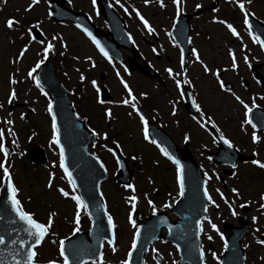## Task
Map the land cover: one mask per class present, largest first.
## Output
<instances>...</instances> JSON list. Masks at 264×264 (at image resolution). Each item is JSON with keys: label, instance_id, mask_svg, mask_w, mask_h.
<instances>
[{"label": "rangeland", "instance_id": "1", "mask_svg": "<svg viewBox=\"0 0 264 264\" xmlns=\"http://www.w3.org/2000/svg\"><path fill=\"white\" fill-rule=\"evenodd\" d=\"M242 1H245L246 8L254 11L257 17H261V19L264 20V0H251L250 3L248 0ZM29 2L30 0H5L0 3V82L2 83V92L0 93V131L4 132L5 141L14 147V151L8 159L0 156V160H6V164L9 166L12 175V180L15 186L19 189L18 198L25 210L34 213V218L41 223H47L49 213H55L54 222L49 233L40 247L36 250V261L47 262L50 259L60 261V257L57 255L58 242L61 238L67 236L74 227L72 217L75 211V204L70 198L61 197L56 191L58 187L68 191V187L60 177L59 170L55 168L54 163L56 159L54 153L49 152V148L52 150L53 145H51V147L49 143L51 139L50 120L45 110V105L47 104L48 99L39 93V91L33 86L32 80L28 78L26 74L27 70L34 67L35 62L41 58V55H38V53L42 54L44 45L51 42V22L47 16L48 10L46 0H40L38 5L34 6L30 11L25 12L24 9ZM229 5L231 6V4ZM226 9H228L227 12H235V14L241 18V15L237 12L234 5L231 6L230 9L229 6H225V3H222L220 8V17H229L225 15L226 12L224 11ZM88 10L90 11V8H88ZM145 10L147 13H152L154 15L153 23L155 26L157 25L156 21L162 23V25L169 24L168 20L170 19H167V17L162 14L161 9L156 7V5H152ZM9 18L19 21V23L12 29H8L5 26V22ZM199 21L195 22V27L197 30L202 31L200 28L201 26L198 24ZM237 24H235V27H237ZM32 26H36L41 30L44 40L35 41L28 36L26 29H29ZM156 27L160 29V26ZM202 27L205 31H203L201 35L194 32V42L199 47L202 56L205 57L209 63L214 64L215 62L216 66L222 65V63H227V47L233 45L236 46L238 50L239 46L237 42L242 41L243 39L248 45H250L247 40L249 39V36L245 34V31L239 30V38H235L231 37L227 29L223 28L221 24L203 22ZM64 33L70 42L71 52H73V56L76 60L68 62L66 65H59L58 75L66 85L78 88L80 82L78 79V73L75 69H79L78 71L84 70L85 74L86 69H90L87 67L89 64L83 62L81 58L89 50L78 37V34L76 36V32L67 30ZM134 33L138 35L136 30H134ZM79 40L81 41L76 44L75 42ZM25 45H28V50L25 55L17 63H13L12 61L18 55L19 49ZM91 51L92 50H90V52ZM90 71L93 72L94 78L98 80V68H95L94 70L90 69ZM261 72L264 75L263 66ZM198 74L201 76L199 85L202 87L204 86V90H200V94L203 97L204 107L216 113L217 118L222 122L225 129L229 134L233 135L238 143L245 144L248 142L247 138L239 132L234 124V121H238L239 119V112L237 110H240L241 112V107H239L237 102H235L229 95L216 89L213 77L205 75L202 70H200ZM9 76H12L18 81L15 86L9 85ZM244 79L252 84L254 91L261 92L260 88L252 83L249 72L246 71ZM111 81L117 85L113 78H107L109 84ZM132 82L134 85L137 81L132 79ZM12 87L15 88L17 94L16 100L20 104L17 105L18 107L15 106L9 111L7 93ZM85 89L91 94L92 90L88 85L83 86V88L80 87L79 92L82 94ZM236 89L239 90L237 93L238 96H241L243 100L249 98L248 94H245V89L239 84H237ZM144 91L147 96L148 90L146 85H144ZM143 104L145 107L149 108L147 98L144 100ZM96 107L97 105L94 103L93 98H89V102L88 100L83 99V102H81L80 105V108L90 117L92 122L98 124L96 125V128L99 131V135L100 133L102 135L106 134L107 139H103L104 144L119 140L125 151L128 153H130V148L134 147V152L141 155V158L145 160L146 165L148 163L147 160L152 162L153 156L155 159H158V164L163 163V165H167L163 160L157 158L154 149L145 145L142 140L140 141L138 134L139 126L134 120L129 118L130 115H128L126 111L117 110L115 112L117 121H112L110 126H105L106 123L103 120L101 111L100 109L98 111ZM9 113H11V116H9ZM21 114H24V119H21ZM6 119L13 120L11 128L15 133V136L8 134L7 129L9 126L4 123ZM33 145L41 146V148L44 149L48 160L46 165H33L26 158L25 152ZM100 146L101 147H99L97 151L103 156L107 166L112 168V156L107 150L108 144ZM147 171L150 174L154 173V171H150L149 169H147ZM49 173L53 174L51 188L46 187ZM156 173L159 181H163L162 177L165 178L170 189H174L173 172L171 168L167 166H159ZM252 173V170L247 169L243 173L250 178V183H254L252 179L256 178L254 173ZM0 175H2V173H0ZM259 186H263L262 181H260ZM149 188L150 186L147 187V191H150ZM104 191L110 200V209L113 212L112 215L118 222L120 239L115 245V252H112L111 249H106L103 264H120V261L125 259L124 255L129 245L128 242L130 241L129 237L131 234L129 226H125L124 222L128 207L123 206L121 198L122 192L116 189V187L109 181L105 183ZM128 195L129 193L127 196ZM80 226L83 227L81 224ZM209 236H211V234L206 231L203 239L205 245L204 256L205 259L207 258L209 264H216L212 252L216 251L217 254L219 253V242L217 239L209 240ZM171 253L174 254V252H167V264H173V259L174 261L176 260V257Z\"/></svg>", "mask_w": 264, "mask_h": 264}, {"label": "snow or ice", "instance_id": "2", "mask_svg": "<svg viewBox=\"0 0 264 264\" xmlns=\"http://www.w3.org/2000/svg\"><path fill=\"white\" fill-rule=\"evenodd\" d=\"M2 2H3V0H0V3H2ZM91 2H92L93 9H95L96 4H97V0H91ZM143 2L145 5H148L150 3V0H143ZM232 2L235 3L236 6L239 8L240 12L244 14L243 24L247 28L249 26V23H250L249 16L251 15V13L247 12V9L245 7V3L242 2V0H232ZM248 2L250 3L251 0H248ZM39 3H40V0H30V2L25 7L24 11L25 12L30 11L31 9H33L34 6L38 5ZM69 3H71V0H69ZM116 3L119 4L120 0H116ZM157 3H159V6L161 8L165 7L162 0H157ZM183 3H184V0H172V4L176 6V15L177 16L180 14V12L182 10L181 5ZM120 6L123 7V5H120ZM201 6L202 5L199 3H197L195 5V7L197 9L201 8ZM109 7H111V5H109ZM124 10L127 13L128 9L125 8ZM131 11L133 13H135L136 17L139 19L140 23L143 25V27L147 30L148 33L151 34L154 32V29L150 26L149 22L144 18L143 15H141V13L136 8H132ZM213 11H215V9H213ZM48 15L51 16L52 13L49 12ZM175 22L176 21L173 20V23H175ZM18 23H19V21L12 19V18H9L8 20H6L5 26L8 29H12ZM213 23H218V24L223 25L227 29V31L231 34V36L239 38V33L237 32L236 28L231 23H227L225 20L217 19L216 17H213ZM34 27L35 26H32L31 28L26 29L28 36L33 40H34V37L32 35V32H33ZM76 27L80 28L81 26L79 24H77ZM81 30L84 32L85 36H87V38L91 41V43L98 49L100 54L103 55L105 59H108L109 63H111L112 61L109 58L108 52L101 45V42L96 39V37L92 34V32H90L87 28H83ZM166 34L169 36L172 35L171 32H167ZM248 34H249V36H251L252 42L258 44L259 47L261 48V50H264V40H262L259 36L253 35L251 31H249ZM128 38H129V40L132 39L131 36H129ZM51 39L53 41H55V40H57V37L53 36ZM189 42H191V41H189ZM60 44L62 47L66 46L65 42L62 39L60 40ZM53 47L54 46L51 42L45 44L43 47V50H42V54L38 53V55H41V58L35 62L34 67L27 70V77L30 78L35 83V86L40 90L41 94L44 95L45 97H47V92H45V90L41 84L40 79H38L36 77V75H34V74L44 64L45 58H47L49 52L53 49ZM27 50H28V45H25L24 47L20 48L18 55L14 58V60L12 62L17 63L25 55ZM153 51L155 52V49H153ZM191 54L193 57L196 58V60L198 62H200L198 52L195 48L192 49ZM228 56L231 58V68L233 71H235L237 69V61H236V57H235V55L231 49L228 50ZM74 59H75V57H74ZM86 59L91 60L90 57H86ZM244 63L245 64L249 63L247 56L244 57ZM183 64H184V57H183V52H181V72L182 73L186 71V69L183 68ZM92 66L94 67L95 65L93 64ZM165 71L168 73L170 78H173L175 80V86H176L177 90H179L181 88L182 84H181L180 80L175 79L176 74L173 73V71L171 69H165ZM203 71L205 73H210L213 77H215L217 79V82L219 83L221 90L231 91L230 89H227L225 87V85L222 81H220L218 72L212 71L206 65L203 67ZM117 77L119 78V73H117ZM79 79L81 82H83L86 79V77L84 76V74H80ZM8 83L11 86H15L18 83V81L15 78H13L12 76H9ZM120 84L123 86V89H124L126 96H127V98L123 99L120 103L123 105L131 107V112L129 113V115L134 114L135 117L139 118V123L141 125V132L143 134V139L145 141L155 145L160 150L161 154L163 156H165L169 161H171L172 164L175 165V183L177 186L175 199H179L180 197H183L186 193L187 181H186L185 175L183 173V169H182V165H181L180 161L175 159L174 156L172 154H170L169 151H167L164 147H161V145L159 143H157V141L155 139H150L147 121H146L144 115L142 114V112L138 109V106L136 103V96L133 94L131 88L123 79H120ZM183 84L188 85V84H190V81L187 78H185L183 80ZM91 86L97 93L96 102L98 104H104L105 101L99 95L101 89L95 80L91 81ZM181 95H183V93H181ZM16 96H17V94L15 91V88L14 87L10 88V90L7 93V101L9 103H11L12 101H14L16 99ZM141 96H146V94L141 93ZM234 98L243 108L244 119L242 122V127L244 125H251L253 128H255L256 125L253 123L252 119L249 118V114L253 111V109H255L257 107L255 102L253 101L251 106H250L248 103H245V101L243 99H241L239 96H234ZM192 107L196 110L197 113L201 114V119L203 120L204 117H203V114L201 112V109L197 105V103L194 99L192 101ZM45 110H46L48 116L50 117L51 139H50L49 143L51 145H54L55 148L59 149V167L62 170L63 176L67 181L68 188L74 191L77 189V181L73 178V173L70 172L68 167H66V165H65V149H64V147L61 146L60 127L58 124L57 115L54 113V104H53L52 99L47 100V105H46ZM33 111H34V109H33ZM172 114L173 115L175 114V105H173V113ZM72 115H75V113H72ZM9 116H11V113H9ZM104 116L107 119H111L112 118L111 111L106 108L104 111ZM21 119H24V114H21ZM193 119H195V117H193ZM207 119L211 123V127L213 129H215L217 133H220V129L217 127V125L214 122H211V118H207ZM4 123L9 126L7 129L8 134L11 136H15V133L12 131V128H11V125H13V120L12 119H6L4 121ZM198 123H199L200 128H202V129L206 128L205 123H200L199 121H198ZM91 135L97 136L98 134L95 131H92ZM101 138L106 140L107 139L106 134L102 135ZM184 139L187 141L189 139V137L187 135H185ZM218 139L220 141H222V143L225 146H227V148H229V149L233 148V144L222 133L218 136ZM260 139L261 138H260V136L257 135L256 131H253L251 134L252 143L256 144L260 141ZM216 140H217V137H213V142H216ZM4 141H5L4 132L0 131V154H4V156L6 158L8 155V149L5 147ZM113 143H115V141ZM108 151L110 153H112L114 156L116 155V153L113 152V150L111 148H109ZM253 155H257V153H253ZM92 158L96 161V163L100 166L101 169H104L105 166L99 160V158H97L95 155H93ZM132 159H136V157H132ZM119 163H120L119 160H117L118 165H119ZM251 164L262 169V170H264V162H261L257 159H252ZM235 167H236V165L232 164V168H235ZM0 173H2V175H0V187L6 189L5 204L10 208L11 213L14 214L15 220L18 221L22 225V232L27 237V239L20 238L16 241H10L11 244H18V251L16 253V257H18V258L14 257V264H36V257H37L36 248L42 244L45 237L49 233V231L53 225V222H54L55 213L52 212V213L48 214L47 223L38 222L34 218V213L25 210L20 199L18 198L19 189L15 186V184L12 180V175H11V172L9 170V166H7V164H6V160H0ZM52 179H53V174L49 173V177H48L46 187H48V188L52 187ZM204 179L206 182L207 180L211 179V177H209L208 174L205 173ZM125 187L128 190H130L131 192H133V193L135 192V187L133 184H131V183L126 184ZM56 191L59 193V195L61 197L70 198L74 202L75 211H74V214L72 217V223H73L74 227L72 228V233H77L80 230L81 214L82 213H88L90 206L88 203L85 202V200L80 195L70 194L69 191H65L63 188H60V187H58L56 189ZM99 191H100V189H99V187H97V192H99ZM231 191L234 195H239L238 190L236 188H233ZM203 198L208 202V204L215 205V202L212 200V198L209 195L206 188L203 189ZM221 198L223 199L222 195H221ZM100 200L101 201L104 200V197L102 194L100 195ZM136 200H137V197L135 195H130V196L126 197V203L131 205V208L128 212V217H127L128 224L131 225V227L134 230L133 234H132L131 245L129 247L127 257H131L133 254V250L137 248V241H138V238L140 237V234H141V229L139 227H137L136 221L134 219V214H133L135 207H136ZM259 200H260L259 207L261 209H264V193L260 194ZM147 202H148V205L152 208L153 214H155L157 209L153 205V202L151 200H148ZM173 202H175V200H173ZM225 203H227V201H225ZM170 206L171 205L169 203H165L163 205L164 208H168ZM229 207L231 208V205H229ZM241 207H244V205H241ZM93 210H95V209H93ZM99 210L103 212V217L107 221V234L112 235L114 232V229L116 227V225L114 224V221H113V217L106 210V206L104 203L99 204ZM204 211L207 212V208H204ZM232 214L235 215V212H233ZM88 219L91 221V220H93V217L89 214ZM252 219H253V222L256 221L255 216H253ZM161 222H163V218H162ZM209 223L211 225L212 230L216 231V225L211 224L210 221H209ZM195 228H196L195 235L197 236V238H199L200 233L202 231L201 220L197 219L195 221ZM103 232H104L103 228L97 226L96 233L99 235V234H102ZM89 234L90 235L93 234L91 229L89 231ZM208 239L211 240L212 237L209 236ZM221 239L223 240V236H221ZM256 243L258 245L264 246V239H257ZM5 244H6L5 236L0 235V245H5ZM107 245L111 249L112 252L116 251L113 239H108ZM101 247H103V245H101ZM225 247H227V245H225ZM245 247H248V246L245 245ZM152 251L155 252L156 250L152 249ZM93 253H96L95 249H93ZM58 254H59V257L61 258L60 261L50 259L47 261V264H70L69 256L66 255V248H65V240L64 239L59 240ZM204 255L205 254L203 251L199 252L200 264H204ZM212 256L215 259L216 254L213 253ZM127 257L125 259L121 260L120 264H129V259ZM73 264H75V261H73ZM79 264H85V262L83 260H80ZM92 264H103V252L102 251L95 255V259L92 261ZM173 264H175V261L173 262Z\"/></svg>", "mask_w": 264, "mask_h": 264}, {"label": "water", "instance_id": "3", "mask_svg": "<svg viewBox=\"0 0 264 264\" xmlns=\"http://www.w3.org/2000/svg\"><path fill=\"white\" fill-rule=\"evenodd\" d=\"M53 104L54 113L57 115L58 124L60 127V133H62L65 128V126L62 125L66 122H69L71 134L75 136L78 144V151L77 153H74V151L66 144V141L61 139L62 142H64L63 144H61V146L65 149V165L66 167H68L69 171L73 173V178L77 181V187L82 192L81 194L83 195L85 193V197L90 200V197L93 194V192L91 191H95L96 183L100 179V176H96L93 179L92 183L88 184L86 179L87 175L84 174V172L80 174V176H76L75 173V171L80 169L79 162L83 160L82 156L85 144L87 142L86 135L82 130L80 121L75 117V115H72V110L68 106L67 102L64 101L58 103V101H55ZM73 155L79 157L80 159H78L77 161L74 160L72 157ZM190 160L191 159H189L188 162H190ZM92 173L93 172H91L90 170L88 172V176H92ZM201 186L202 181H200V185L196 189L197 192L201 190ZM187 192L188 189L186 188L185 195L187 194ZM185 195L182 197V199L185 198ZM5 200L6 189H4V194L0 198V235H4L6 238V244L0 245V264H14V257L18 258L16 257L18 244H11L10 241H16L20 238L27 239V237L22 232V225L15 220L14 214L11 213L10 208L5 204ZM199 202L200 203L198 205V208L196 207V210H198V215L194 216V219L190 218V225L192 228H195V221L202 217L205 208V199L203 198V196L200 197ZM88 204L89 206L93 205V203ZM89 213L96 218H93L94 222L91 229L93 234L90 235V238L87 240L82 234L78 233L65 241L66 255L69 256L70 264H73V261H75V264H79L80 260H94L95 255L100 252V242L102 238L97 237L96 233V228L97 226H99V220H97L99 217V211L96 208H92ZM103 230L105 229L103 228ZM168 238H172L174 242L180 246V240H177L175 234L172 233ZM93 249L96 250V253H93ZM185 259H190V257L185 255L183 256V260Z\"/></svg>", "mask_w": 264, "mask_h": 264}, {"label": "flooded vegetation", "instance_id": "4", "mask_svg": "<svg viewBox=\"0 0 264 264\" xmlns=\"http://www.w3.org/2000/svg\"><path fill=\"white\" fill-rule=\"evenodd\" d=\"M146 44H148L150 47H153V44H150L147 42ZM154 57L158 61L161 59V58H158V56H154ZM161 97L165 102L168 101L166 97V92H162ZM178 105L180 107V110L175 112L174 115L172 114L173 108H171L168 103H164L161 105V107L159 108V113H160V118H161L162 123L175 127L177 135H178L177 137L179 138V127L183 126L185 115H184V111L182 109V105L180 104V102L178 103ZM192 128L196 129L197 123H193ZM182 135L183 133L181 134V136ZM230 136L232 137V139H234L232 135ZM260 141H261L260 146L258 148L259 151H256V152L250 151L248 152V154L250 156H253V159H257L261 162H264V130L261 133ZM216 147L217 145L214 144L212 150L213 151L216 150ZM253 153H257V155H253ZM246 169L252 170V172L254 173V176L256 177L255 179H252L254 183H250L251 181L250 178L243 174ZM240 175H241L240 179L237 180L239 181V183H237L236 180H229L228 184L226 185V188L231 191L234 186H238L237 189L242 192L244 199L250 202L247 206L241 207V210H243V213L247 214V216L250 218V231L251 232L248 238L251 235L257 234L259 236H262V238L264 239V228H261L262 223L260 222V220L264 221V216H263L264 209H261L259 205H256L258 202H260L259 200L260 194L264 193V173L258 167L253 166L251 162H248L243 166ZM260 181H263L262 187L259 186ZM252 201H254L253 204L251 203ZM251 206H255V207H251ZM253 216L256 217L255 222H253V219H252ZM247 245L249 247L250 243L247 242Z\"/></svg>", "mask_w": 264, "mask_h": 264}]
</instances>
